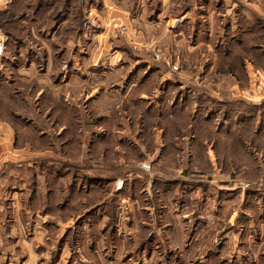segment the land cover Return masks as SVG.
<instances>
[{"label": "rangeland", "instance_id": "obj_1", "mask_svg": "<svg viewBox=\"0 0 264 264\" xmlns=\"http://www.w3.org/2000/svg\"><path fill=\"white\" fill-rule=\"evenodd\" d=\"M223 6L0 1V264H264V73L221 50ZM226 74L232 110L189 104Z\"/></svg>", "mask_w": 264, "mask_h": 264}, {"label": "crops", "instance_id": "obj_2", "mask_svg": "<svg viewBox=\"0 0 264 264\" xmlns=\"http://www.w3.org/2000/svg\"><path fill=\"white\" fill-rule=\"evenodd\" d=\"M222 2H224V6L218 12V17L220 18V21H215V23H213L210 27L211 31L217 30L219 31L218 33H221L220 35H217L219 39L220 37L224 38L223 36L226 32L229 35L230 42L227 44L228 46H223L221 50L224 51L227 47L228 54L226 58L229 62H232L238 59V57H241L245 60V63L249 62L253 64V69L255 68L257 70H261L264 73V68L255 65L258 63H264V25L255 24L252 22L255 18L257 19L259 16H264V0H222ZM191 13L193 12L187 11L184 16L187 21L191 19V22H193ZM212 13L214 12L212 11ZM185 41L188 42V40ZM211 44L212 43L206 44L208 47V55H213L217 53H210V50L212 49ZM202 47L203 43L200 42L191 48H189L188 46L186 49L188 53L191 52V54H194V56L196 54L200 56ZM188 55L191 56L190 54ZM219 55L222 54L219 53ZM219 55L218 57L216 55H213L214 59H216L217 57L219 60H222V58L225 57H221ZM184 78H189L188 74L184 75V77L182 78L183 81L186 80ZM229 78L231 77L228 74L222 75L220 77L217 76L216 80L213 81V83L210 82L207 85H203L204 89H199L198 87H195L193 92V98L189 100V104L192 105L194 103L196 96L198 98L206 96L204 94H221L226 104H236V97L238 96V94L236 93L238 92V83L236 81L235 76H232L231 80H229ZM226 80H228L229 83H227ZM228 89L234 90V93L229 92L230 90L227 91ZM244 93L246 94V91H244ZM158 94L160 95L159 92ZM226 97H228V101H226ZM231 97H233V100H231ZM163 105V102H158V105L156 107ZM196 105L197 103L195 104V106ZM0 124L2 127H4V129H6L3 123ZM6 144H9V140L6 138V135L3 134L0 130V146L2 145L5 148ZM179 153L181 152H177L176 155H180ZM4 163H1L0 165H4ZM7 175L8 174L5 173V175L2 176V179L8 178ZM14 235L16 234H6V239H4V242H10L11 239L13 240ZM1 239V242H3V238ZM24 252L26 253L25 255L28 254L26 250ZM29 257L30 256L28 255L26 257V261L21 264L32 263L29 262Z\"/></svg>", "mask_w": 264, "mask_h": 264}, {"label": "trees", "instance_id": "obj_3", "mask_svg": "<svg viewBox=\"0 0 264 264\" xmlns=\"http://www.w3.org/2000/svg\"><path fill=\"white\" fill-rule=\"evenodd\" d=\"M214 104H216V105H219L218 104V102L217 101H215V102H213ZM232 106L233 105H237V104H231ZM220 106V105H219ZM226 106H228L229 107V109L230 110H232V108L229 106V104L228 105H226ZM221 107H223V106H221ZM203 108V107H202ZM202 110L203 109H200V111H201V113H202ZM11 113H13L14 114V109H12L11 110ZM6 120L7 121H9L11 124H12V121L10 120V119H8V118H6ZM28 124V123H27ZM15 125V124H14ZM30 125V124H29ZM34 125V124H33ZM249 125L250 124H248V126H247V122H246V124H238V129H240L241 128V131H243L244 132V129H247V128H249ZM16 126V125H15ZM252 126V125H251ZM17 130V129H16ZM18 132V131H17ZM262 134H264V132H262V133H258V137H261L262 136ZM18 135H19V133H18ZM201 140L203 139V138H200ZM77 141L75 140L74 141V143H76ZM69 143V142H68ZM198 143H199V138H198ZM64 144H66V142L64 141ZM74 148V147H73ZM74 150H75V152L77 151V148H74ZM228 153H229V157H235L236 158V152L234 153V152H232V148H231V146L229 147V151H228ZM69 172V171H68ZM71 173V172H70ZM37 175H34L33 177V179H32V184H30V188H31V190H32V197H34V199L36 198V202L38 201V196H37V188L39 187V185H40V181L38 180V178L36 177ZM103 176V175H102ZM55 177H58V181L59 182H62L63 180H62V178H60L59 176H55ZM98 176H96V178H97ZM104 178V177H103ZM103 178H97V179H95L94 180V182H96L97 183V186H95V187H91L90 189H91V191H93V192H95V193H97V194H100V195H104L106 192H107V190L108 189H106V190H101L100 189V187L98 186L99 184H103V183H107V187H109L110 186V184H111V182H113L112 180H109L108 181V179L107 178H105V179H107V180H105V179H103ZM105 181V182H104ZM63 183V182H62ZM74 186V184H71V185H69V187L70 188H72ZM59 191H60V196H61V193H64L65 191H66V189H64V188H61V189H59ZM59 196V197H60ZM69 197V196H68ZM92 197V196H91ZM95 197H92V199H94ZM102 198V197H101ZM95 201H97V200H95Z\"/></svg>", "mask_w": 264, "mask_h": 264}, {"label": "built area", "instance_id": "obj_4", "mask_svg": "<svg viewBox=\"0 0 264 264\" xmlns=\"http://www.w3.org/2000/svg\"><path fill=\"white\" fill-rule=\"evenodd\" d=\"M174 69H175V70H178L179 67H178L177 65H175V66H174ZM246 93H247V94H252V91H251V90H247Z\"/></svg>", "mask_w": 264, "mask_h": 264}, {"label": "bare ground", "instance_id": "obj_5", "mask_svg": "<svg viewBox=\"0 0 264 264\" xmlns=\"http://www.w3.org/2000/svg\"><path fill=\"white\" fill-rule=\"evenodd\" d=\"M0 1H3V0H0Z\"/></svg>", "mask_w": 264, "mask_h": 264}]
</instances>
